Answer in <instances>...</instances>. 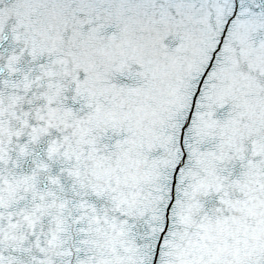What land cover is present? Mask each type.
<instances>
[{
  "label": "snow or ice",
  "instance_id": "obj_1",
  "mask_svg": "<svg viewBox=\"0 0 264 264\" xmlns=\"http://www.w3.org/2000/svg\"><path fill=\"white\" fill-rule=\"evenodd\" d=\"M0 264H264V0H0Z\"/></svg>",
  "mask_w": 264,
  "mask_h": 264
}]
</instances>
